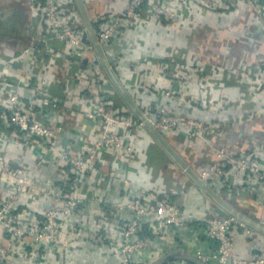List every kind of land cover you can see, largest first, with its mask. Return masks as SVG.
<instances>
[{
  "label": "built area",
  "instance_id": "obj_1",
  "mask_svg": "<svg viewBox=\"0 0 264 264\" xmlns=\"http://www.w3.org/2000/svg\"><path fill=\"white\" fill-rule=\"evenodd\" d=\"M26 1L35 26L30 42L15 53L0 49V83L4 87L0 91V264H77L82 255L89 253L88 258L102 264H110L108 255L120 260L112 261L114 264H154L164 247L185 248L184 237L192 229L200 230L214 242V251L195 253L205 264H264V255L241 258L237 251L241 228L248 235L261 236L257 232L233 217H198L177 202L178 196L198 189L189 180L186 188L175 181L173 187H168L163 174L161 185L158 180L149 186L136 181L129 200L100 202L90 197L111 183H132L131 177L120 173H137L134 162L141 159L148 165L150 148L157 143L151 137L145 149L137 151L136 144L150 134L126 105L116 107L115 101L104 94L103 87H111L112 83L96 57L75 1ZM85 1L89 8L88 0ZM126 3L123 11L102 16L91 13L92 21L96 20L99 25L98 38L120 81L168 140L184 135L182 130L193 138L196 147L209 146L215 151L213 162L196 171L218 194L223 196L222 190L227 187L225 196L230 199L243 201L247 199L245 194L254 196L255 187L264 188V139L254 142L256 137L249 131L245 147L250 149L248 152L240 154L226 148L221 140L225 134L221 116L230 111V94L223 91L221 96L212 97L215 86L198 81L212 99V104H201L199 110L203 116L196 117L192 111L175 112L168 104L179 96L180 88L187 85L193 74L201 75L202 62L194 66L179 64L174 74L175 88L158 90L157 79L152 84L139 81L137 68L126 74L119 73L118 67L124 65L125 57H113L111 50L115 45L129 43V29L145 27L153 18L165 20L166 27L177 29L192 14L222 12L238 16L251 10L263 21L264 0H179L174 10H169L164 0H127ZM146 9L148 15L142 13ZM131 17L134 19L130 21ZM204 25L203 20L194 28ZM50 40H55L64 50L51 47ZM140 42L137 40L138 45ZM41 49L44 50L41 52ZM42 53L46 57L41 58ZM58 60L68 65L64 84L66 100L79 98L84 113L95 123L93 145L83 141L64 144L61 137L64 126L56 128L43 121L45 115H62L61 101L49 92V84L43 81V72ZM151 64H157L153 58L139 62L149 78L152 73L147 67ZM168 67L165 65L163 70ZM237 70L222 68L218 72H228V78L235 75L236 82L248 89V101L253 103L254 112L246 116L254 118L257 112L264 113V104L256 100L264 92V59L242 64ZM13 77L17 81H12ZM24 90L31 91V98L25 96ZM140 92L155 95V99L146 105ZM209 113H214V117H207ZM12 139L22 142L23 150L40 149L37 169H52L59 176L58 181L35 178L34 171L20 165L21 159L9 157ZM102 157H108L113 166L107 174L101 171ZM99 172L102 174L94 176ZM90 177L96 181L84 185V180ZM94 202L100 206L93 207ZM146 226L150 236L141 233ZM19 259L26 262H18ZM169 264L191 263L174 260Z\"/></svg>",
  "mask_w": 264,
  "mask_h": 264
},
{
  "label": "crops",
  "instance_id": "obj_2",
  "mask_svg": "<svg viewBox=\"0 0 264 264\" xmlns=\"http://www.w3.org/2000/svg\"><path fill=\"white\" fill-rule=\"evenodd\" d=\"M126 2L127 0H88L90 5L89 10L92 15L94 14L93 16L123 11L127 4ZM178 2L179 0H164V5L169 10H174L177 8ZM26 4V0H0V20L2 17L4 18L0 21L1 51L3 48H6L8 52L15 53L23 49L30 42L35 32V26H32L33 20ZM142 13L148 15L147 9ZM133 19L131 17L130 21ZM203 20L206 22V25L194 28L196 23ZM127 37L129 43L115 45L111 50L113 57H125L124 65L118 67L119 73L126 74L130 70L137 68L140 72L139 81L152 84L157 79L158 83L155 84V87L158 90L163 89L168 91L175 88L173 87L174 74L179 70V64L183 65L185 63L186 65L194 66V63L201 61L204 65L201 75L196 76V74H193L187 85H182L179 91V96L181 95L182 97L178 96L180 99L175 97L173 100H169L168 104L173 111L187 114L189 111H192L196 117L203 116L204 114L199 110L202 106L201 104L206 102L212 104L211 96L217 97V94L221 96L222 92L226 91L230 94L229 98L231 100L230 111L223 113L221 116L224 122L223 128L225 133L221 135V140H224L223 143H226V148L240 154L248 152L250 149L245 147L248 143L246 132L249 131L252 136L256 137L254 142L264 139L262 138L264 135V113L257 112L254 118H247L246 116L254 112L253 103L248 101V89L236 82L235 75L228 78V72H218L222 68L237 72V67L242 64L259 63L264 59V20L262 21L253 11L245 10L238 16L227 15L222 12L215 15L192 14L177 29L166 27L165 20L153 18L145 27L139 26L134 30L129 29ZM136 38L141 41L139 45ZM49 45L59 51L64 50L55 40H50ZM146 58H153L157 63L147 67L152 73L151 78L144 73L142 66L139 65V62ZM173 60L178 62L174 63ZM165 65L169 67L165 68L164 71L163 67ZM68 73V65L61 60H58L43 72V81L49 84V92L56 99H59L63 105L62 115H45L43 121L56 128L61 124L64 126L61 136L64 144H68L71 141H83L89 145H93L95 142L94 121L84 113L83 103L79 98L66 100L65 88L59 85L60 77L66 76ZM159 73H161V77ZM158 75L160 80L157 78ZM12 81H17V79L13 77ZM198 81L214 85L216 91L210 96V92L208 93L205 88L200 86ZM3 90L4 87L0 83V91ZM131 91L133 92L134 89ZM23 93L28 98L32 96L31 91L24 90ZM141 93L140 97L144 99L146 105L155 99V95ZM256 100L259 104H264V92H260ZM195 107H198V109H195ZM207 117H214V113L212 115L210 113L207 114ZM13 130L17 129L14 128ZM181 133L184 135L169 139V141L189 161L194 169L199 170L206 164L213 162L216 154L211 147H196L192 141L193 138L185 135V131L181 130ZM149 138L151 136L136 144L137 151L140 152L145 149L148 141L151 140ZM22 144V142L12 139L9 143V157L21 159L23 162L20 165L24 164L23 166L28 170L34 171L35 178L46 181H58L59 176L52 173V169L50 170L46 167L37 169V161L42 154L41 150H23ZM195 147L197 151H195ZM142 160L134 162V167L138 171L137 173H120L121 176L131 177L132 183L121 184L120 181H117L115 184L111 183L107 189L98 190L95 195L94 191L90 197L100 202L129 200L136 181L143 186H149L158 180L161 185L163 184L161 179L163 174L165 175L164 183L168 187H173V181H175L179 184L183 183V188H186L188 179L174 167L172 162H169V159H163V167L158 164L154 166H150V164L145 165ZM101 163L103 165L101 171L103 170L104 173L107 174L113 170V166L108 162V157H102ZM100 174L102 173L99 172L94 176H99ZM95 181V177H90L85 179L83 184L91 185ZM258 190L255 187L256 193L254 196L245 194L244 198H247L246 201H237V199H231V201L237 203L238 207L244 212L251 213L254 218H259L261 223L264 224V188ZM177 202L182 207L195 213L198 217L205 215L206 217L214 218L209 213L211 207H213L212 201L198 189H194L188 194L186 192L183 196H178ZM92 206L98 208L100 205L98 202H94ZM200 232L198 229H192L184 237V244H181L185 245V248L173 250L164 247L160 258L177 250L187 251L193 255L198 250H203L207 253L214 251V242L210 241V239ZM237 251L241 258H254L264 255V237L257 234L248 235L246 230L241 228L239 230ZM88 255H82L78 263H84ZM102 258L104 259L105 257ZM106 259L110 263L112 261L117 263L119 260L113 258L112 255H108ZM177 260L190 262L185 258H178ZM18 262H26V260L19 259Z\"/></svg>",
  "mask_w": 264,
  "mask_h": 264
},
{
  "label": "water",
  "instance_id": "obj_3",
  "mask_svg": "<svg viewBox=\"0 0 264 264\" xmlns=\"http://www.w3.org/2000/svg\"><path fill=\"white\" fill-rule=\"evenodd\" d=\"M77 8L83 19V23L94 48L96 57L106 73V76L112 83L113 87L118 92L124 103L127 105L131 113L143 123L145 129L148 131L152 139L163 149L170 160L179 168L184 177L188 178L204 195H206L213 203L210 209V214L218 219H226L233 217L238 221L244 223L259 235L264 237V224L259 219H256L246 212L235 206L231 200L218 194L208 183H206L198 174L196 169L172 146L170 141L155 127L152 121L147 117L144 111L136 103L130 92L124 87L116 72L112 68L102 44L98 38L94 23L91 18V12L85 0H74ZM178 258L188 259L192 264H205L195 255L190 252L177 250L163 256L154 264H169Z\"/></svg>",
  "mask_w": 264,
  "mask_h": 264
},
{
  "label": "trees",
  "instance_id": "obj_4",
  "mask_svg": "<svg viewBox=\"0 0 264 264\" xmlns=\"http://www.w3.org/2000/svg\"><path fill=\"white\" fill-rule=\"evenodd\" d=\"M94 27H95V29H96V31H98L99 30V25H98V22L96 21V20H94ZM104 48H105V46H104ZM44 49H41V52L43 51ZM42 56H41V58H43V57H46L45 55H44V53H42L41 54ZM110 61H111V59H110ZM174 61V60H173ZM178 61H174V63H177ZM65 78H66V76H62V77H60V83H59V85L60 86H62V87H64L65 88ZM113 86H107V87H103V92H104V94L106 95V96H108V97H110V98H112L114 101H115V104H116V107H122V106H125L126 104L124 103V101L122 100V98L119 96V94H118V92L116 91V89L113 87ZM112 88V89H111ZM64 91H65V89H64ZM127 106V105H126ZM150 115L151 116H153L154 114L153 113H150ZM135 117V116H134ZM136 118V117H135ZM170 143H171V141H170ZM172 144V143H171ZM173 146V145H172ZM167 158V160L169 159V162L171 163L172 161L170 160V158L168 157V155L163 151V149H161V147H159V145H155V146H153V147H151L150 148V151H149V164H150V166H154V165H156V164H158V165H161V167H163L164 166V163H163V159H166ZM188 161V160H187ZM189 162V161H188ZM173 163V162H172ZM174 164V163H173ZM174 166L178 169V171H180L179 170V168L174 164ZM186 178V177H185ZM188 179V178H187ZM189 180V179H188ZM190 181V180H189ZM172 182V181H171ZM191 182V181H190ZM214 187L215 188H217L215 185H214ZM227 191H228V188L227 187H225V189L224 190H222V193L224 194L223 196L224 197H226V199H228V200H231L230 198H228L227 196H225V194H227ZM238 201V200H237ZM243 201H246V200H243ZM242 201V202H243ZM234 203V202H233ZM237 207H238V205H237V203H234ZM247 214L248 215H250V216H252V217H254L251 213H248L247 212ZM141 233H142V235H145V236H150L151 234H150V232H149V228H148V226H146V227H144V229L141 231ZM92 252V254H94L93 253V251H91ZM87 261V262H86ZM84 260V263H82V264H91V262H92V264L94 263V264H102V263H100L97 259L96 260H91L90 258H88L87 260ZM74 264V263H73ZM77 264H80V263H77ZM110 264H114V263H110Z\"/></svg>",
  "mask_w": 264,
  "mask_h": 264
},
{
  "label": "flooded vegetation",
  "instance_id": "obj_5",
  "mask_svg": "<svg viewBox=\"0 0 264 264\" xmlns=\"http://www.w3.org/2000/svg\"><path fill=\"white\" fill-rule=\"evenodd\" d=\"M4 18L2 17L0 21H2Z\"/></svg>",
  "mask_w": 264,
  "mask_h": 264
},
{
  "label": "rangeland",
  "instance_id": "obj_6",
  "mask_svg": "<svg viewBox=\"0 0 264 264\" xmlns=\"http://www.w3.org/2000/svg\"><path fill=\"white\" fill-rule=\"evenodd\" d=\"M191 157V156H190ZM175 167V166H174ZM87 262V261H86ZM91 264H92V262H91ZM94 264V263H93Z\"/></svg>",
  "mask_w": 264,
  "mask_h": 264
}]
</instances>
